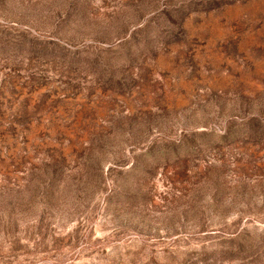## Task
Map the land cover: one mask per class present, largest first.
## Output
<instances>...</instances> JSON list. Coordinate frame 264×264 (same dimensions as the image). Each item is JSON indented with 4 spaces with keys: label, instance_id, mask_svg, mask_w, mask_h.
I'll list each match as a JSON object with an SVG mask.
<instances>
[{
    "label": "rangeland",
    "instance_id": "rangeland-1",
    "mask_svg": "<svg viewBox=\"0 0 264 264\" xmlns=\"http://www.w3.org/2000/svg\"><path fill=\"white\" fill-rule=\"evenodd\" d=\"M0 264H264V0H0Z\"/></svg>",
    "mask_w": 264,
    "mask_h": 264
}]
</instances>
